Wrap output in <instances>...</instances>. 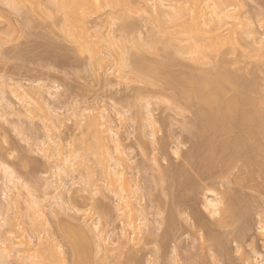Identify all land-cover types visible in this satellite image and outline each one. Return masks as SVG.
Masks as SVG:
<instances>
[{
  "label": "rangeland",
  "instance_id": "374dc122",
  "mask_svg": "<svg viewBox=\"0 0 264 264\" xmlns=\"http://www.w3.org/2000/svg\"><path fill=\"white\" fill-rule=\"evenodd\" d=\"M54 1L57 3L56 0H0V95L3 94L14 109L12 113L0 102V258L4 259H0V264H261L264 260V232L261 229L264 227V161L259 157L256 164L246 165V160H249L247 157L241 160L229 159L219 152L212 160L213 169L218 173L221 170V173L217 175V183L212 187L208 184L206 187L214 190L219 196L221 192L233 194L232 197L236 200L233 212L237 209L243 212L246 209L243 212L245 219L236 218L240 221L235 220L233 224L229 222L231 225L218 224L220 217L213 219L203 207L206 188L202 185L209 181H202L196 173L197 168L194 167L200 163L203 165L205 158L207 159L213 151L222 149L224 153H230L235 144L234 138L231 135H222L214 137V140L210 133L199 134L192 124L196 122V114L201 110L200 105L195 101L188 104L177 95L184 85L162 80L163 76L157 74L159 66L153 76L146 72L138 74L140 71L134 70L133 66L136 64L133 63L138 64L140 60L139 63L143 61L154 66L153 63L167 61L164 65H168V61L173 59L170 66L163 70L171 72L173 77L187 74L196 76L201 70L212 74L220 67L221 72L226 69L227 74L236 77L238 82L241 80V86H255L254 91L259 92L256 95L258 105L255 107L261 105L260 112H257L261 115L264 106V95L261 94L264 93V0H239L243 6L239 3L242 10L236 6L235 11H238L239 15L233 17L234 23H229L228 20L231 21L232 18L227 16H224L226 19L222 16L223 20L219 21L221 14L213 18L207 14L199 25L194 24L196 28L199 26L197 32L193 25L187 27L190 31L179 27L181 24L186 27L184 25L187 21L183 24L184 22L179 20V25L176 26L179 18L175 24V21L169 18V9L173 14L176 9L168 8L167 3L160 7L158 13L156 8H152V2L149 0H131L128 6L126 5V11L131 8L132 3L133 7L127 14L125 5L120 2V7L118 4L116 7L104 4L86 19L88 39L80 36L76 26L72 28L73 35L65 32L67 26L64 15L60 10L57 11L59 7L56 10ZM174 3L176 6L177 1ZM10 4L15 7H9ZM123 12L128 21H122ZM120 14H123L122 17ZM209 19L213 22L210 24L215 27V30L210 32ZM169 20L174 21L173 30L168 29ZM128 22H131V26ZM161 25H166L165 29L169 31L161 29ZM169 26L171 27V23ZM174 30L185 31L178 33L183 37L187 34L185 41L187 36L190 40V34L201 37L202 33L206 36L202 35V38L207 39L210 36V39L220 38L219 43L221 39L226 41L217 45L214 38L213 43L212 39L211 42L210 39L205 40L212 44V51L205 48L209 51L210 59L207 57L208 63L200 64L193 62L192 57L187 58L188 55L181 54L176 38L171 37ZM216 34L221 36L217 37ZM173 36H177V32ZM233 36L236 37L235 40ZM154 39L158 41H153ZM182 39L184 38L180 40ZM169 40L176 42L175 46ZM183 41L185 46L186 42ZM137 42L145 45L144 49L138 44L139 47ZM152 42L158 43H155L156 49L151 48ZM163 46H173L176 52ZM87 48L88 50H85ZM185 48H182V53ZM122 51L124 54H121ZM119 53L127 61L121 73L116 71L121 62ZM237 83L232 84L240 85ZM232 84H227L223 100L232 96ZM19 86H23L25 90L41 86V98H38L40 95L35 96L33 103L36 102L32 105L31 100L29 106L18 101L13 91ZM49 92L54 96L50 97ZM251 112L254 113V110ZM148 115L156 121L153 126L155 130L147 122ZM225 115L227 116L226 112L220 114L221 117ZM87 127H91V131H87ZM183 127L192 130L187 131ZM151 129L155 131L154 136H151ZM234 130L240 129L236 126ZM87 132H93L88 135L94 139L86 138ZM81 134L83 140L80 138ZM111 136L119 140L123 155H116L113 151L114 144L111 141L115 139L111 140ZM248 139L249 137L243 139V144L244 140ZM193 141H197V144ZM86 142L90 145L96 143L104 152L108 150L107 146L111 147L104 154L105 157L103 151L95 145L98 151L93 148L95 154L90 155L89 152L90 156L87 157L88 154L82 152L86 150ZM100 142L108 144L100 145ZM238 142L242 144L240 140ZM255 143L254 138L249 144L241 146H246L241 152L249 154L252 160L256 154ZM203 144L207 146V151L203 150L196 156V163L190 159V166V161L185 160L189 156L192 157L191 149L194 150L196 146ZM40 146L44 149L40 150ZM174 147L178 148L179 157L174 154ZM103 148H106V151ZM109 151L113 153L110 156ZM52 152L54 153L51 154ZM61 152L72 157L80 153L73 159L68 157L70 161L62 169V187L58 180L60 176L57 168H54L59 162V156L56 155ZM114 154L115 156H112ZM111 156H123L124 160L120 162L122 166L118 167V170H124L122 180L114 174L111 175L112 167L111 172L109 171V166L114 163ZM87 158L89 163H86ZM99 162L107 170L102 168ZM181 164H185L183 166H186L188 171ZM179 165L186 169L185 172L181 171L182 177L177 175L180 173L178 170L182 169ZM4 167L14 172V182L7 180L8 175L4 172ZM104 169L106 171H102ZM106 172H110L107 173L110 177H106ZM113 177L118 178L120 181L116 180L121 184H115ZM187 178L190 181H187ZM57 181L61 191L64 190L60 195L58 190L56 192L53 189ZM109 183H113L119 191L129 190L123 191L127 195L123 192L122 195L120 192V195L118 192L115 194L116 188L114 190V186ZM118 185L122 187L119 188ZM28 193L34 195L33 198H30ZM118 196H130L129 199L133 203L138 201V207H145L144 218L135 221L137 217H134V225L141 224L137 226L139 228L135 230L136 234L130 226L131 229L127 227V219L122 216L124 204L120 202V206L118 205ZM30 201L36 202V205L34 206L33 202L31 205ZM227 205L225 202L221 208ZM118 207H121V210ZM198 215L206 221V230L193 225L194 217ZM32 220V223H37L36 229L35 225L29 223ZM41 220L45 221L44 225ZM37 228L39 232L36 231ZM97 229H101L98 231L102 232V235L108 234L106 247L101 242L103 247L100 246ZM240 230L246 233H242L243 236L246 235L245 238H237V231ZM137 233L138 237H135ZM20 239L28 241L29 246L18 245ZM44 239L48 240L46 246ZM7 240H13V250L9 246L11 242ZM49 241L60 244V249L56 248L59 252L55 258L52 255L53 248H50L54 243L50 244ZM44 250L48 253L45 254Z\"/></svg>",
  "mask_w": 264,
  "mask_h": 264
},
{
  "label": "bare ground",
  "instance_id": "6f19581e",
  "mask_svg": "<svg viewBox=\"0 0 264 264\" xmlns=\"http://www.w3.org/2000/svg\"><path fill=\"white\" fill-rule=\"evenodd\" d=\"M57 1V3H55V1H54V4H56L57 6H55L56 7V10H57V7H59V9L57 10V11H61V13H63L62 15H64V21H65V24H66V26H67V29L65 28V32H67L68 34H70V35H73V30H72V28L74 27V26H76L77 27V29H78V32H79V34H80V36L84 39V38H87V37H89V35L87 36V33H88V28H86V23H88L87 21H86V19H88V16L90 15V16H92L93 14H92V12L95 14V12H96V8H98V7H101L102 5H104V4H108V5H111L112 7L114 6V7H116L115 5H117L119 2L120 3H122V4H124L125 5V12H126V14L128 13V11L130 10L131 11V9H132V4H131V8L129 7V10H127L126 11V5L128 6V3H129V1H131V0H56ZM150 1V3L152 2V4H150L151 6H152V8H156L155 10L159 13V10H160V7L161 6H163L165 3H167L166 5H167V7L169 8H175L176 10H175V13H176V15H175V13L173 14L171 11L172 10H170L169 9V11H170V19L172 18L173 20L171 21V20H169V22L171 23V27L169 26L170 25V23H169V25H168V29L170 30V29H172V27H174V26H172V25H174L175 23H176V21H177V19H178V23L177 24H175L176 26H178L179 25V20H180V22H184L183 24H185V22L187 21V24H185L184 26H186V27H183V25L181 24V25H179V27L180 28H182V29H185V31H187V30H191V29H188L187 27H189V26H191L192 27V25H193V29L194 28H196V27H194V24L196 25V23L198 24L200 21H202V19L205 17L206 18V15L207 14H210V16L213 18L214 16L215 17H218L217 15H219V14H221V15H219L220 17V19H219V21L221 20H223V19H221V17L223 16V18L224 19H226L225 17L227 16V18L229 17V18H232L231 19V21H229L228 20V22L229 23H234L235 21H234V19H233V17H235L236 18V16H238L239 14H237V12L238 11H235V8H237L236 6H239L238 8H240L241 7V5L243 4L242 3V1L241 2H239V0H176L177 1V4H176V6H174L175 5V3L174 2H176V1H174V0H149ZM236 1V3H234ZM146 2H147V0H146ZM172 2H173V4H172ZM179 2V3H178ZM231 2H233V3H231ZM149 3V2H148ZM239 3H241V5L239 4ZM230 4H233L232 6H233V8H232V6L230 5ZM108 5L106 6V7H108ZM130 5V4H129ZM111 6H109V7H111ZM118 6H119V4H118ZM117 6V7H118ZM228 6H230V7H228ZM243 6V5H242ZM111 7V8H112ZM120 7V6H119ZM118 7V8H119ZM157 8H158V10H157ZM123 9V8H122ZM229 9V10H228ZM231 9H232V11L233 12H231ZM241 9V8H240ZM240 9H238V10H240ZM242 10V9H241ZM95 11V12H94ZM123 11H124V9H123ZM162 11V10H161ZM120 12H122V11H120ZM125 12H123V14L125 13ZM173 12H174V9H173ZM235 12V13H234ZM92 14V15H91ZM122 14V15H123ZM126 14H124L123 15V17H125V19H123V17H122V15H121V17H122V21L123 20H127L126 18H128L127 16H125ZM171 14L174 16H171ZM213 14V15H212ZM226 14V15H225ZM225 16V17H224ZM176 19V20H175ZM121 21V22H122ZM128 21V20H127ZM207 21V20H206ZM206 21H204V22H206ZM174 22V24H172ZM191 22V23H190ZM208 22H209V24H210V22L211 23H213L212 22V20L211 19H209L208 20ZM129 23V22H128ZM124 24V23H123ZM130 24V26H131V22L129 23ZM236 24H237V22H236ZM199 25V24H198ZM197 25V27L199 28V26ZM64 26V25H63ZM123 28H124V26L123 25H121ZM125 26H127L126 24H125ZM129 27V26H128ZM127 27V28H128ZM164 27V25H161L160 26V28L161 29H164L165 31H167L166 29H165V27H166V25H165V27ZM175 28V27H174ZM198 28H196V32L197 31H199V29ZM62 29H63V27H62ZM168 30V31H169ZM173 30V29H172ZM208 30H209V32L210 31H213V30H215V27L212 25V24H210V25H208ZM167 31V32H168ZM185 31H183V30H174V33L172 32L171 34H173V35H176V32H177V36H173V35H171V37H174V39H175V41L177 40V44L179 45V48L178 49H180V51H181V54H184L185 56H187V58H189V57H192V61L193 62H195L196 61V63L197 62H199L200 64L201 63H206L207 61V57H208V54H209V51L211 50L212 51V49H210L211 47H212V44L211 43H208V41H205V40H208V39H210V36H208L207 37V39L206 38H202L203 36L202 35H204L205 36V34L204 33H202L200 36L201 37H194V34L191 36V34H190V36H189V39L190 40H188V36H187V41H185L186 40V35H185V37H183V36H179V34H181V32L183 33V32H185ZM193 31V30H192ZM200 31H201V29H200ZM171 32V31H170ZM180 32V33H179ZM195 32V31H194ZM161 33V32H160ZM179 33V34H178ZM192 33V32H191ZM67 34V35H68ZM210 34H213L214 35V33H210ZM222 34V33H221ZM69 35V36H70ZM217 35V37L218 36H221V35H219V34H216ZM233 35V34H232ZM179 36V37H178ZM230 36V35H229ZM192 37H194V38H192ZM206 37V36H205ZM234 37V40H235V36H233ZM177 38H184V39H182V40H184L185 42H186V44L184 43V45L185 46H183V44H182V40H180V39H177ZM214 38V37H213ZM213 38L211 37V39H212V43H213ZM216 38V37H215ZM214 38V39H215ZM221 38H223V37H221ZM230 38V42H231V44L233 43L232 42V40H231V37H229ZM88 39V38H87ZM161 39H164V38H161ZM211 39L209 40V42H211ZM86 40V39H85ZM157 40V39H156ZM155 39L153 40V41H156ZM180 40V42L178 43V41ZM216 40V39H215ZM214 40V41H215ZM220 41V38H218L215 42L217 43V45L218 44H221L222 43V41H223V39H221V43H219V41ZM158 41V40H157ZM163 41V40H162ZM167 41V40H166ZM183 41V42H184ZM226 41V39L223 41V42H225ZM228 41V42H229ZM262 41H263V39H262ZM161 42V41H160ZM164 42H165V40H164ZM169 42L170 43H172L173 45L176 43V42H174V41H172V40H169ZM87 43V42H86ZM155 43H157V42H152L151 43V48L153 49L154 47H155V49H156V47H157V44H155ZM163 43V42H162ZM169 43V44H170ZM236 43V42H235ZM256 43V42H255ZM80 44V43H79ZM139 44V42H137V45ZM152 44H154V45H152ZM164 44V43H163ZM172 44H170V45H172ZM227 44V43H226ZM81 45V44H80ZM87 45V44H86ZM141 47H142V49H144V47H145V45H143L142 43H140L139 44ZM138 45V46H139ZM164 45H167V44H164ZM233 45V44H232ZM82 46V45H81ZM88 46V45H87ZM86 46V47H87ZM137 46V47H138ZM139 46V47H140ZM144 46V47H143ZM153 46V47H152ZM175 46V45H174ZM85 46H83V48H86ZM163 47H166V46H163ZM177 47V46H176ZM186 47V48H185ZM219 47V46H218ZM166 48H168V47H166ZM165 48V50H167ZM169 48H172V50L173 51H175L174 50V47L173 46H170ZM169 48H168V50H169ZM182 48H185V51H183V53H182ZM209 50L208 52H207V50ZM209 48V49H208ZM150 49V48H149ZM85 50H88V48L87 49H85ZM206 51V52H205ZM176 52V51H175ZM178 52H179V50H178ZM89 53H90V50H89ZM121 54H124V51H122L121 52ZM120 53H119V56L121 55ZM122 57H123V55H122ZM121 56H120V60H121V62H120V64H119V67H118V69L116 70V71H118V72H122L123 71V69H124V66H126L127 65V61L124 59V58H122ZM171 59V58H170ZM208 59H210V57H208ZM169 60V59H168ZM171 60H173V59H171ZM170 60V61H171ZM142 61V60H141ZM170 61H168V65L170 64ZM135 62V61H134ZM139 62H140V60H139ZM138 62V64H137V62H135V63H133V64H136V65H134V66H138L139 68H137V67H134L133 66V68H134V70L135 69H137V70H139L140 72H138V74H140L141 72H146V74H153V72H155L156 71V69H157V66H159V68H160V70H159V68H158V70H157V74H159V76L161 75V76H163V78L161 77V79L162 80H165L166 79V81L168 80V81H170L171 83H177V84H181V85H184L183 86V89H181V91L179 90V92L177 93V95L179 96V97H181V98H183V99H185L187 102H188V104H189V102H192V101H195V102H197L200 106V108H201V110L199 109V112L196 114V122L195 123H193L192 125H194L195 126V129L197 130V132L199 133V134H204V133H210V134H212L213 135V139L215 140V138L217 137H220V136H222V135H224V136H229L230 137V135L234 138V140H235V144L232 146V149H231V151H230V153H224V151L221 149L220 151H213V152H211V154H209V156H208V158L206 159L205 158V163H203V165H201V163L200 164H198V166L196 167H194V168H197V170H196V173L198 174V176L202 179V181H209V183L208 182H206V183H204L205 185H202V187L203 188H206L205 190H206V193L204 194V200H203V207L205 208V205H208L209 207H210V205L212 204V203H216L217 202V200H220V201H222V205L225 203V202H227L228 203V205L225 207V208H221L220 210H221V213L223 214V216L221 215V217L219 218V220H218V224H228V225H231V224H233V222L235 221V220H237L236 222H238V221H240V220H238V219H236V218H240V217H244V215H245V213H243L244 211H246V209L242 212V211H237V210H235V212H233V210H234V206L236 205V200H234L233 199V197H232V195H231V193H229V192H221V196H219V194L217 195V193L215 192L214 193V190H212V189H209L208 187H206L208 184L212 187V185H214L215 183H217L218 181L216 180L217 179V175L218 174H220L221 173V170H219L220 172L218 173V171H215L214 169H213V165L212 164H214V163H212V160L216 157V155L218 154V152L221 154V155H223V156H225L226 158H234V159H239L240 158V160H241V158H245V159H247V158H249V160L247 161L246 160V163H244V164H246V165H250V164H256V161H257V159H259V157L264 161V106L262 107V109H261V115L260 114H258L257 112H260V107H261V105H260V107L259 106H256L255 107V105H258V104H256V102H257V98H256V95L259 93V92H255L254 91V88H255V86L253 87V84H249V85H244V84H242L243 86H241V80H240V82H238V80H237V78L236 77H234L233 75H229V74H227V71H226V69H225V71L223 72H221V71H219L220 70V68L218 69V71L215 69L214 70V73H212V74H210L209 72H206L205 70V72H202L203 70H201V71H199V74L197 75L196 74V76L194 75V76H190V74H187V76L185 75V76H179V77H173V75L171 76V72L170 71H168V72H170V73H167V72H165V71H163L164 70V68H166L168 65H164V63L165 64H167V61L166 62H156V64L155 63H153L154 64V66L153 65H151V64H146V63H143V61H142V63H139ZM163 63V64H162ZM198 63V64H199ZM208 63V62H207ZM173 64V62H171V65ZM170 66V65H169ZM123 68V69H122ZM121 69H122V71H121ZM167 69V68H166ZM224 69V68H223ZM142 70V71H141ZM207 70V69H206ZM221 70H222V68H221ZM208 71V70H207ZM217 71V72H216ZM228 73H230V72H228ZM123 74V73H122ZM170 74V75H169ZM144 75V74H143ZM154 75V74H153ZM152 75V76H153ZM145 76V75H144ZM236 76V75H235ZM145 77H148V75L147 76H145ZM239 77V76H238ZM149 78H150V76H149ZM239 83L240 85H237V86H235V85H233L232 83ZM232 84L233 85V87H231V90H232V88H233V90L231 91V90H228V91H231V94H232V96L230 97V96H228L229 98H227V95H225L226 96V98L227 99H225V100H223V96H224V94H225V92H226V90H227V84L229 85V84ZM237 83V84H238ZM230 84V85H231ZM229 85V86H230ZM239 86H241V87H239ZM40 87L41 86H39V87H37L36 89H34L33 87H31L32 89H30L29 88V90H25L24 88H23V86H19V88L18 89H16V90H14L13 91V95H14V97L18 100V101H20V102H23V103H26V105H30V101H31V103H32V105L36 102V101H34V103H33V100H34V98H35V96L36 97H38L39 95H40V93L42 94V92H40L41 90H40ZM179 87H180V85H179ZM185 87V88H184ZM229 89H230V87H228ZM237 88V89H236ZM256 90V89H255ZM234 91V92H233ZM254 91V92H253ZM229 93V92H228ZM254 94V96H253V94ZM261 93V92H260ZM261 94H263L264 95V93H261ZM48 95L50 96V97H53L54 95H53V93H48ZM38 98H41V95L38 97ZM223 102L222 104L220 103V102ZM0 102L1 103H4L5 104V106H6V108H8V109H10V111L12 112V113H14V109L11 107V105L8 103V101H7V99L3 96V94H1L0 95ZM37 104V103H36ZM184 104H187V103H184ZM184 104H183V106H184ZM34 107V106H33ZM184 107H186V105L184 106ZM183 107V108H184ZM259 107V108H258ZM251 108V109H250ZM255 108H257V109H255ZM33 109H35V108H33ZM254 110V113L253 112H251V111H253ZM255 110H258V111H255ZM263 111V112H262ZM222 112H226L227 113V116L225 115V117H221L220 116V114L222 113ZM255 112L257 113V114H255ZM253 115H252V114ZM150 114V113H149ZM255 114V115H254ZM195 115V114H194ZM252 117H251V116ZM258 115V117H255V116H257ZM260 115V116H259ZM254 116V117H253ZM55 117V116H54ZM104 117V116H103ZM102 117V118H103ZM47 118H49V117H47ZM106 118V117H105ZM105 118H103V119H105ZM148 119L147 120H149V121H147V122H149V125L150 126H152V129H154L153 128V126L156 124V121L153 119V117L151 118V115H148V117H147ZM51 119V118H50ZM108 119V118H107ZM93 121V120H92ZM95 121V120H94ZM91 122V121H90ZM99 123H101V122H99ZM110 123V122H109ZM189 123V122H188ZM96 124H97V122H96ZM102 124V126L104 125L103 123H101ZM111 124V123H110ZM98 125V124H97ZM185 125H186V123H185ZM92 126V125H91ZM95 126V125H94ZM93 126V127H94ZM98 126H100V124L98 125ZM98 126H96L97 128H99ZM188 126V125H187ZM194 126H192V127H194ZM236 126H238V130L239 131H235L234 130V128L236 127ZM241 126H242V128H241ZM185 127V126H184ZM183 127V128H184ZM86 128V127H85ZM88 128V130L87 129H85V130H87V131H89L90 129L89 128H91V127H87ZM104 129H105V127H103ZM92 129V128H91ZM151 129V130H152ZM156 129V128H155ZM154 129V130H155ZM184 129H186L187 130V128H184ZM188 129H191V128H189L188 127ZM244 129V130H243ZM94 130H96V128L94 129ZM150 130V131H151ZM154 130H152L150 133H151V136H154V134H155V131ZM192 130V129H191ZM191 130H187V131H191ZM243 130V131H242ZM91 131V130H90ZM114 131V130H113ZM85 132V131H84ZM84 132L82 133V134H84ZM115 132V131H114ZM158 132H159V130H158ZM92 134H93V132H91ZM91 133H89V132H87V134L86 135H88V134H91ZM104 133V132H103ZM149 133V134H150ZM194 133V132H193ZM197 133V134H198ZM82 134L80 135V136H82ZM189 134V133H188ZM194 135H195V133H194ZM243 135V136H242ZM84 136H85V134H84ZM190 136V135H189ZM244 136H245V138H248L249 137V141L248 140H244V144H243V139H245L244 138ZM248 136V137H247ZM93 137V136H92ZM110 137V136H109ZM206 137H207V135H206ZM215 137V138H214ZM240 137H241V139H240ZM82 140H83V136L82 137H80ZM86 138H89V135L88 136H86ZM86 138H84V139H86ZM111 138H112V136H111ZM243 138V139H242ZM254 138H255V141H256V143H255V150H256V154H255V157L253 158V160H252V158H250L249 157V154L247 155V154H245L246 152H241V151H243L245 148H246V146L244 147H241L242 145H246V143H248L249 144V142H250V140H254ZM89 139H94V138H89ZM89 139L87 140V141H89ZM102 139H104V138H102ZM115 139V138H114ZM113 138L111 139V140H114ZM208 139V138H207ZM212 139V140H213ZM237 139V140H236ZM81 140V141H82ZM220 140V139H219ZM241 141L240 143H242V144H238L239 142L238 141ZM86 141V140H85ZM85 141H83V142H85ZM91 141H93V140H91ZM95 141V140H94ZM100 141H101V139H100ZM79 142H80V140H79ZM103 142V141H102ZM105 142H108V141H105ZM114 145H113V151L116 153V155H117V153L118 154H121V155H123L122 154V149H121V145H120V142H119V140L118 139H115L114 141H111ZM192 142V141H191ZM193 142H195V141H193ZM197 142V141H196ZM195 142V143H196ZM220 142V141H219ZM237 142V143H236ZM252 142V141H251ZM45 143V142H44ZM210 143V142H209ZM231 143V142H230ZM79 144V143H78ZM83 144V143H82ZM103 145H105V144H108V143H102ZM101 144V142H100V145H102ZM182 144H184V143H182ZM197 144V143H196ZM195 144V145H196ZM95 145L98 147V149L100 148L96 143L94 144V143H92V145H90V144H87V142H86V144H85V148H86V150H82V152L83 153H85L86 152V155H87V157H89L90 155H91V153H92V155L93 154H95L94 153V149L95 150H97L98 151V149H96L95 148ZM193 145V147H194V144H192ZM191 145V146H192ZM216 145V144H215ZM222 145H224V144H222ZM42 146V145H41ZM40 146V147H41ZM93 146V147H92ZM106 146V145H105ZM226 146H228V145H226ZM82 147V146H81ZM104 147V146H103ZM111 147V146H110ZM109 147V148H110ZM207 146L206 145H204L203 144V146L201 145V146H196L195 148H194V150L193 149H191L192 151H193V155H194V157L195 158H193V155H192V153H191V155H192V157H188V159L187 160H185V161H190V159L193 161H195L196 159H198V158H196V156H198L199 154H201L202 153V151L203 150H205V151H207L206 148ZM251 147V146H250ZM77 148V147H76ZM76 148H74L75 150H76ZM94 148V149H93ZM109 148H108V146H107V149L109 150ZM191 148V147H190ZM206 148V149H205ZM222 148V147H221ZM240 148V149H239ZM242 148H244L243 150H242ZM42 149H44V147H41L40 148V150H42ZM104 149V148H103ZM106 149V148H105ZM104 149V150H105ZM174 154H176L177 152H178V148L177 147H174ZM54 150V149H53ZM99 150H101V151H103L102 150V148H100ZM107 150V151H108ZM210 150V149H209ZM208 150V151H209ZM45 151V150H44ZM74 151V150H73ZM85 151V152H84ZM101 151H99V152H101ZM106 151V150H105ZM107 151L106 152H104L103 151V156H105L104 154L105 153H107ZM162 151H164V149H162ZM245 151H247V150H245ZM248 151H249V148H248ZM247 151V152H248ZM74 152H76V151H74ZM88 152V153H87ZM89 152H90V155H89ZM181 152V151H180ZM54 152H52L51 154H53ZM207 153V152H206ZM80 154V153H79ZM78 154V155H79ZM96 154H98V152L96 153ZM108 154H109V156L111 155V154H113L112 153V151H109L108 152ZM55 155H56V153H55ZM54 155V156H55ZM78 155H76L75 154V156H77L78 157ZM82 156H84V154H81ZM100 155V154H99ZM107 155V154H106ZM206 155V154H205ZM245 155H247V156H245ZM51 156V155H50ZM53 156V155H52ZM53 156V157H54ZM56 156H59V164L58 163H56L55 165H57V166H55L54 168H57V172H58V176H60L59 177V181H60V184L62 183V177H61V175H62V173H64V171L62 170L64 167H65V165L66 164H68L69 163V159L70 158H68V157H70L68 154L66 155V154H64V153H59L58 155H56ZM75 156H73L74 158H75ZM97 155H95V157H96ZM112 156H115V154L114 155H112ZM111 156V157H112ZM177 156V155H176ZM182 156V155H181ZM72 157V156H71ZM73 157H72V159H73ZM98 157V156H97ZM100 157V156H99ZM106 157V156H105ZM123 156H121L120 158L118 157V158H116V157H112V160L114 161V163H113V165L112 166H109V171H110V167H112L111 168V170H112V172H111V175L113 176V174L115 175V176H117V177H119V179H121L122 180V178H123V175H124V170H121L120 171V169L118 170V167H120V166H122L121 164L122 163H120V162H123V158H122ZM183 157V156H182ZM185 157H187V156H185ZM204 157V156H203ZM206 157H207V155H206ZM247 157V158H246ZM83 158V157H82ZM193 158V159H192ZM76 159H78V158H76ZM84 159H85V157H84ZM88 159L89 158H87V162H86V160H85V162L86 163H89V161H88ZM93 160H94V158H92ZM101 159H102V161H104V158L101 156ZM123 159V160H122ZM186 159V158H185ZM245 159H242L243 161L245 160ZM251 159V160H250ZM78 160H80L81 162L83 161V160H81V158H79ZM216 160V159H215ZM223 160V159H222ZM57 161H58V159H57ZM56 161V162H57ZM198 161V160H197ZM62 164H61V163ZM84 162V163H85ZM125 162V161H124ZM200 162V161H199ZM198 162V163H199ZM70 163H73V162H70ZM96 163V162H95ZM100 163V162H99ZM109 163H110V161H109ZM108 163V164H109ZM181 163V162H180ZM189 163V162H188ZM192 162L190 161V166L192 165L191 164ZM195 163H196V161H195ZM259 163V162H258ZM80 164V163H79ZM90 164H92V163H90ZM101 164V163H100ZM124 164V163H123ZM186 164V163H185ZM185 164H183V165H185ZM223 164H224V161H223ZM223 164H222V166H223ZM71 165H73V164H71ZM88 165V164H87ZM102 165V164H101ZM182 165V164H181ZM181 165H179V166H181ZM182 165V166H183ZM194 165V164H193ZM83 166V165H82ZM89 166V165H88ZM103 167L102 168H105V166L104 165H102ZM124 166H125V164H124ZM123 166V167H124ZM181 166V170H178L180 173H178L177 175H181L182 174V172H183V170H184V172L186 171V169H187V171H188V168L186 167V166H183L184 168L186 167V169H184L183 167ZM99 167V166H98ZM108 167V166H107ZM74 168V167H73ZM85 168H86V166H85ZM90 168V167H89ZM101 167H99V169H102ZM193 168V167H192ZM216 168V167H215ZM106 170H107V168H105ZM102 170V171H106V170ZM117 169V170H116ZM122 169V168H121ZM87 170H88V167H87ZM90 171H91V168L89 169ZM61 171H63V172H61ZM89 171V172H90ZM101 171V170H100ZM177 171V172H178ZM182 171V172H181ZM4 172L6 173L7 172V175H8V181H11V182H14V178H15V176L13 177V171L11 172L10 170L8 171V168L7 167H4ZM72 172H74V170H72ZM110 172H106V177H110L109 176V174H110ZM263 172H264V168H263ZM102 173V172H101ZM107 173H109V174H107ZM187 173V172H186ZM123 174V175H122ZM6 175V176H7ZM66 175V174H65ZM108 175V176H107ZM67 176V175H66ZM103 176V175H102ZM114 176V177H115ZM122 176V177H121ZM105 177V176H104ZM103 177V178H104ZM113 177V182L116 184V182H118L116 179H118V178H114ZM121 177V178H120ZM181 177H182V175H181ZM7 178V177H6ZM13 178V179H12ZM190 178V177H189ZM189 178H187V181H188V179ZM109 180H110V178H108ZM118 179V180H119ZM186 179V178H185ZM104 180H105V178H104ZM192 180V179H191ZM59 181H57V183L59 182ZM106 181V180H105ZM111 181V180H110ZM120 181V180H119ZM125 181V180H124ZM186 181V182H187ZM189 181H190V179H189ZM217 181V182H216ZM201 182V181H200ZM57 183H56V185H55V187H53V189L54 190H56V192H57V190H58V194L60 195L61 194V192L63 193V191H61L62 190V184L59 186V183H58V186H57ZM108 183V182H107ZM121 184V182H118L117 184ZM128 183H129V181H128ZM109 184H111V185H113V183H109ZM122 184H124V183H122ZM189 184V183H188ZM191 184V183H190ZM189 184V185H190ZM200 184V183H199ZM114 186V185H113ZM112 186V187H113ZM119 186V185H118ZM126 186V185H125ZM51 187V186H50ZM122 187V186H121ZM120 186H119V188H121ZM123 187H124V185H123ZM127 187V186H126ZM115 188H116V186H114V190H115ZM118 188V187H117ZM117 188H116V191H115V194H116V192H118L117 194H119V192H120V194H121V192H123V191H126V190H122V189H120V191H119V189L117 190ZM124 189V188H123ZM126 189V188H125ZM204 190V189H203ZM204 190V191H205ZM129 190H127L126 192H128ZM114 192V191H113ZM136 192V191H135ZM209 192V193H208ZM29 195H30V198H33V196L31 195V193H28ZM33 194V193H32ZM119 194V195H120ZM123 194H124V192H123ZM122 195V194H121ZM124 195H127V193H125ZM129 195V194H128ZM237 195V194H236ZM236 195H235V197H236ZM29 197V196H28ZM129 198H130V196H128ZM117 198V197H116ZM118 200H116V201H118L119 202V206H120V202H122V205H123V212L122 213H124L122 216H124L127 220H126V223H127V227L128 228H132V232H135V234H136V229L137 228H139V227H137L138 225H141V224H137V226H135L134 225V222L135 221H137V219L139 218H144V216H145V207L143 208V207H138V201H136L135 203H133L132 201H131V199H129V198H127L126 196H118ZM35 199V198H34ZM141 199V198H140ZM236 199V198H235ZM243 199V198H242ZM27 200H28V198H27ZM30 200V199H29ZM33 200V199H32ZM244 201V200H243ZM246 201V200H245ZM31 202V205H33V201H30ZM33 202V203H32ZM118 202H116V203H118ZM247 202V201H246ZM238 203V202H237ZM240 204V203H239ZM246 204V203H245ZM36 205V202L34 203V206ZM140 205V204H139ZM245 206V205H244ZM244 206H242L243 208H244ZM119 208V207H118ZM237 208V207H236ZM120 210H121V207L119 208ZM36 210H37V208H36ZM126 210V211H125ZM40 212V211H39ZM106 213V212H105ZM209 213V212H208ZM247 214H248V211L246 212ZM41 214V213H40ZM224 214H228V215H224ZM26 215V214H25ZM200 215V214H199ZM196 216V217H194V223H193V225L195 226H197V227H199L201 230H203V229H205L206 228V221L204 220V218H202V216ZM211 215V214H210ZM26 217H27V215H26ZM134 217H137L136 218V220L134 221ZM40 218V217H39ZM125 218H124V222H125ZM246 217H244V219H245ZM11 219V218H10ZM29 219V218H28ZM188 219V218H187ZM12 220V219H11ZM243 220V219H242ZM13 221V220H12ZM41 221H43V220H41ZM189 221L191 222V218H189ZM205 221V222H204ZM11 222V221H10ZM33 222V220L32 221H30L29 223H32ZM45 221H43V225L45 224L44 223ZM229 222H231V224L229 223ZM242 222H244V221H242ZM3 223V222H2ZM7 223V222H6ZM38 223H41V222H38ZM98 223V222H97ZM136 223V222H135ZM11 224H13V223H11ZM37 224V223H36ZM36 224H35V222L34 223H32V226L33 225H35V229H36ZM9 225V224H8ZM9 226H11V225H9ZM32 226H31V228H32ZM125 227H126V224L124 225ZM130 226V227H129ZM13 227H14V225H13ZM242 227V226H241ZM240 227V229H242ZM244 227V226H243ZM10 228V227H9ZM15 228V227H14ZM127 228V229H128ZM130 228V229H131ZM141 228V227H140ZM264 228V227H263ZM200 229H199V232H200ZM245 229V228H244ZM262 229V228H261ZM96 230V229H95ZM98 230H101V229H97V234L99 235V236H97V237H99L100 238V240L101 241H99V244H100V242L101 243H103L104 245H105V247H106V242H107V240L109 239V237H108V234H107V232H106V234H107V236L104 234V235H102L101 233L102 232H100V231H98ZM138 230V229H137ZM206 230V229H205ZM208 230V229H207ZM235 230V229H234ZM243 230V229H242ZM12 231H15V230H13L12 229ZM36 231H38V228H37V230ZM72 231V230H71ZM241 231V230H240ZM237 231V232H239L238 233V236L239 237H237L238 239L241 237V238H245V236L246 235H244L243 236V234L242 233H244V234H246L245 232H243V231ZM245 231V230H244ZM10 232H11V230H10ZM34 232V231H33ZM39 232V231H38ZM12 233V232H11ZM140 233V232H139ZM134 234V235H135ZM235 234V233H234ZM22 235H24V234H22ZM82 235V234H81ZM237 236V235H236ZM243 236V237H242ZM21 237V236H20ZM39 237V236H38ZM41 237V236H40ZM135 237H138V233H137V236H135ZM7 239V238H6ZM6 239H4V243H5V240ZM10 239V238H9ZM26 240H28L27 238H25ZM24 239V240H25ZM41 239V238H40ZM43 239V238H42ZM26 240L25 241H23L22 239H20V241L18 242V245H22V244H24V245H27V246H29V243H28V241L26 242ZM82 240H83V238H82ZM8 241V240H7ZM46 241H48V240H46ZM46 241H45V239H44V243H45V246H46ZM53 241V240H52ZM77 241V240H76ZM8 242H11V245H10V243H9V246H10V249H12V248H15V247H11V246H14V245H12V242H13V240H11V241H8ZM29 242H30V240H29ZM50 242V241H49ZM79 242V241H78ZM41 243V242H40ZM53 244L50 248H53V253H52V255L54 256V258H55V255L59 252H57L56 251V248H58V250L60 249V244H57V242L55 243V242H50V244ZM76 244H77V242H76ZM108 244V243H107ZM23 245V246H24ZM77 246H78V244H77ZM100 246H102V244H100ZM25 247V246H24ZM49 247V245L47 246V248ZM62 247V246H61ZM103 247V246H102ZM28 248V247H27ZM47 248H45V249H47ZM55 248V249H54ZM9 249V248H8ZM7 249V250H8ZM49 249V248H48ZM80 249V248H79ZM13 250V249H12ZM50 250V249H49ZM52 250V249H51ZM62 250V249H61ZM45 251V250H44ZM48 251V250H47ZM48 253V252H47ZM46 253V251H45V254H47ZM80 253H82V252H80ZM79 254V253H78ZM77 254V255H78ZM42 255V254H41ZM58 255V254H57ZM82 256H83V254H81ZM81 255H80V257H81ZM61 256V255H60ZM79 256V255H78ZM42 257V256H41ZM40 257V258H41ZM48 258V257H47ZM49 258H50V256H49ZM53 258V257H52ZM53 258V259H54ZM62 258V257H61ZM78 258V257H77ZM0 259H3V258H0ZM46 259V258H45ZM45 259H44V261H45ZM52 259V260H53ZM60 259V258H59ZM82 259H84V257H82ZM81 259V260H82ZM4 260V259H3ZM43 260V259H42ZM47 260V259H46ZM254 260V259H253ZM2 261V260H1ZM42 261H40V263H41ZM43 263H45V262H42V264ZM54 263H55V260H54ZM61 263H63L62 262V260H61ZM256 263V262H255ZM5 264V263H4ZM36 264V263H35ZM38 264V263H37ZM49 264V263H48ZM261 264H264V260H262L261 261Z\"/></svg>",
  "mask_w": 264,
  "mask_h": 264
},
{
  "label": "snow or ice",
  "instance_id": "6c2138e0",
  "mask_svg": "<svg viewBox=\"0 0 264 264\" xmlns=\"http://www.w3.org/2000/svg\"><path fill=\"white\" fill-rule=\"evenodd\" d=\"M9 7H15V5L10 4ZM5 145H7V140L4 141ZM13 156L15 155V153L12 154ZM177 157H179V153H176ZM221 207H222V201L217 200L216 203H212L210 205V207L208 205H205L204 211L205 212H209L211 214V216L213 217V219L219 218L221 217L222 213H221ZM262 232H264V228H262ZM237 255H239V252H237ZM226 264V262H225Z\"/></svg>",
  "mask_w": 264,
  "mask_h": 264
}]
</instances>
